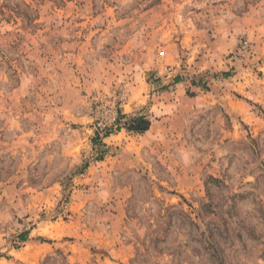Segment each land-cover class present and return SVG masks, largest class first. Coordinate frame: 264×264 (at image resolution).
Segmentation results:
<instances>
[{
  "label": "rangeland",
  "instance_id": "374dc122",
  "mask_svg": "<svg viewBox=\"0 0 264 264\" xmlns=\"http://www.w3.org/2000/svg\"><path fill=\"white\" fill-rule=\"evenodd\" d=\"M0 264H264V0H0Z\"/></svg>",
  "mask_w": 264,
  "mask_h": 264
},
{
  "label": "trees",
  "instance_id": "16d2710c",
  "mask_svg": "<svg viewBox=\"0 0 264 264\" xmlns=\"http://www.w3.org/2000/svg\"><path fill=\"white\" fill-rule=\"evenodd\" d=\"M124 118L126 117L121 116L119 117V120H122ZM124 123H125L126 128L129 131H137L140 133L146 132L150 128V125H151L150 120L146 116L133 117ZM106 131H111V129H107ZM108 135H109V132H106L105 136H108Z\"/></svg>",
  "mask_w": 264,
  "mask_h": 264
},
{
  "label": "built area",
  "instance_id": "2783aa9c",
  "mask_svg": "<svg viewBox=\"0 0 264 264\" xmlns=\"http://www.w3.org/2000/svg\"><path fill=\"white\" fill-rule=\"evenodd\" d=\"M248 45V41H245V46H247Z\"/></svg>",
  "mask_w": 264,
  "mask_h": 264
}]
</instances>
